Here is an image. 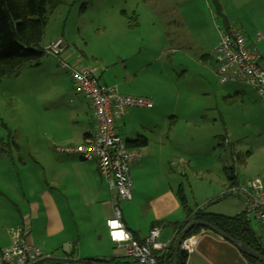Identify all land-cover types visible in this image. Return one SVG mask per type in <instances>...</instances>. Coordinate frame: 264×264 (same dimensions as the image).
I'll return each instance as SVG.
<instances>
[{
  "label": "rangeland",
  "instance_id": "1",
  "mask_svg": "<svg viewBox=\"0 0 264 264\" xmlns=\"http://www.w3.org/2000/svg\"><path fill=\"white\" fill-rule=\"evenodd\" d=\"M226 23L264 58V0H65L50 13L40 45L62 37L64 52L44 53L39 64L24 63L0 78V137L10 134L18 144L0 152V246L6 226L21 220L20 191L29 198L43 185L39 162L55 151L57 122L76 128L72 109L87 108L61 60L81 59L119 92L152 100V109L128 108L115 125L122 138L136 132L148 138L149 175L138 184L145 211L162 191L175 193L182 184L191 208L235 216L242 198L219 192L231 171L236 182H264V99L244 81L221 83L216 76L214 48ZM250 226L258 235L254 220ZM101 235L80 233L74 253L94 258L95 249L108 247L112 254Z\"/></svg>",
  "mask_w": 264,
  "mask_h": 264
},
{
  "label": "crops",
  "instance_id": "2",
  "mask_svg": "<svg viewBox=\"0 0 264 264\" xmlns=\"http://www.w3.org/2000/svg\"><path fill=\"white\" fill-rule=\"evenodd\" d=\"M226 24L230 26L229 23ZM80 61L82 60L80 59ZM80 61L69 65L87 66ZM100 81L106 84L102 80ZM115 86L118 88L117 85ZM85 100L87 102L85 110L76 106L72 109L74 118L77 120L76 128L69 123V129L65 130L61 118L59 122L55 118V122L58 123L57 130L50 137L54 146L79 144L90 139L95 130V122L90 103L86 98ZM153 107L152 104L150 109ZM119 117L121 116L115 118V125L116 119ZM117 133L120 135L119 132ZM123 134L127 135L125 131ZM140 136L146 139V144L144 147L131 146L139 151L140 157L130 165L132 199L119 201L122 221L138 240H143L147 236L153 222L161 221L156 225L161 228L158 241L173 240L176 237L174 223L184 222L187 219V214L178 199V188L175 193L172 190L169 193H166V190L162 191V198L160 197L158 203L145 211L142 200H140L138 184L143 177L149 175L145 169V165L149 164L152 158V154L148 152V138L144 136L143 132H136L130 138L124 139L132 141ZM140 147H143L142 153ZM0 152L2 153V151ZM19 160L23 166L26 165L23 158ZM39 170L43 175V185L32 191L29 198H26L25 193L21 192L22 190L20 191L21 196L18 195V199L24 201L25 209L20 221L16 222L15 220L6 226L7 240L0 246V250L10 244V230L17 225H22L27 228L28 239L46 255L65 258L67 253L71 252V258L82 259L74 253L77 246L75 237H79L80 233L85 231H91L95 233L97 239L102 238L101 234L106 235L113 251L112 254H109L108 247L101 250L95 249L93 255L99 256L94 257L118 256L120 249L110 240L105 223L106 219L112 215L113 194L100 174L97 163L94 160H83L74 154L55 150L41 155ZM226 184L221 188L220 195H226L223 194ZM180 185L182 184H179L178 187ZM242 208L243 203L242 205L240 203L237 214L242 211ZM18 212L21 214L20 211ZM204 212L215 213L207 210ZM145 216H149V218L142 223L141 219ZM191 235L195 236L196 242L191 252L184 251L186 253L185 264H254L234 243L210 229L201 227ZM57 247L62 248V253L53 252ZM104 250L107 254L101 255Z\"/></svg>",
  "mask_w": 264,
  "mask_h": 264
},
{
  "label": "built area",
  "instance_id": "3",
  "mask_svg": "<svg viewBox=\"0 0 264 264\" xmlns=\"http://www.w3.org/2000/svg\"><path fill=\"white\" fill-rule=\"evenodd\" d=\"M219 40L214 48L217 63L216 76L221 83L244 81L255 88L264 99V58L252 46L246 44L245 37L235 27H218ZM65 42L56 37L42 45L43 53L60 55ZM68 68L74 90L86 98L91 106L95 130L89 140L79 144L55 146L58 152L74 154L83 160H94L102 177L113 194L112 215L106 219L110 240L117 245L119 262L114 264H170L159 261V257L169 249L172 239L158 241L161 228L151 227L143 240H138L122 221L120 200L132 199V179L130 165L139 159L140 153L127 145L124 138L116 132L115 118L126 113L131 107H152L149 98L132 96L118 91L115 85L100 81L95 66L69 65ZM223 194L238 195L242 198L240 214L250 226L254 220L258 226V236L264 238V182L259 178L244 182L227 183ZM251 227V226H250ZM11 242L0 250V264H37L52 259L27 237V228L22 225L10 230ZM194 235L185 236L181 241L186 253L194 248ZM264 247V245H263ZM73 263L69 255L65 257ZM75 264V263H74Z\"/></svg>",
  "mask_w": 264,
  "mask_h": 264
},
{
  "label": "trees",
  "instance_id": "4",
  "mask_svg": "<svg viewBox=\"0 0 264 264\" xmlns=\"http://www.w3.org/2000/svg\"><path fill=\"white\" fill-rule=\"evenodd\" d=\"M63 2H65V0H0V78L10 75L24 63L39 64L40 59L44 55L41 50L40 42L43 38L48 15ZM215 4L217 6L216 11L221 13L218 2H215ZM225 27H228V25L226 24ZM126 142L129 147L144 146L146 144V139L140 136L132 141ZM10 145L18 149V144L13 140L10 134L7 135V139L0 137V151L3 152L5 148H9ZM227 179V183L236 182L232 171L228 174ZM182 190L183 187L180 185L177 189V196L183 210L187 214V219L184 222L174 223L176 236L188 222L194 219H200L211 223L231 238L248 245L264 255V247L260 237L243 220L240 213L235 216H225L218 213L204 212L200 206L191 208L187 205L186 196ZM160 222L161 221L153 222L152 227ZM199 228H201L199 225L193 226L186 233V236L196 232ZM175 238L172 240L169 249L159 257V261L171 264L173 258L172 247ZM70 253L67 254L71 256ZM246 257L255 264V259L248 255H246ZM185 260L186 253L179 250L177 254V264H185ZM119 261L120 259L116 256H111L107 258L94 257L74 259L73 263L114 264Z\"/></svg>",
  "mask_w": 264,
  "mask_h": 264
},
{
  "label": "water",
  "instance_id": "5",
  "mask_svg": "<svg viewBox=\"0 0 264 264\" xmlns=\"http://www.w3.org/2000/svg\"><path fill=\"white\" fill-rule=\"evenodd\" d=\"M195 225H199L200 227L210 229L211 231H214L215 233H218L219 235H221L225 239L231 241L232 243H234L239 248V250L242 253H244V254L252 257L253 259H255L256 260L255 264H264V255L263 254L254 250L253 248L249 247L248 245H246L244 243H240L237 240L231 238L230 236H228L224 232L217 229L211 223L204 221V220H200V219H194V220L188 222L184 226V228L180 231V233L176 236L174 243H173V247H172L173 248V258H172L171 264H177L178 251L182 250L181 241L186 236V233ZM37 264H39V263H37ZM41 264H69V263L63 257H60V258L59 257H53L52 259H49L45 262H42Z\"/></svg>",
  "mask_w": 264,
  "mask_h": 264
},
{
  "label": "flooded vegetation",
  "instance_id": "6",
  "mask_svg": "<svg viewBox=\"0 0 264 264\" xmlns=\"http://www.w3.org/2000/svg\"><path fill=\"white\" fill-rule=\"evenodd\" d=\"M47 261V260H46ZM42 262H45V261H42ZM42 262H39V264H41Z\"/></svg>",
  "mask_w": 264,
  "mask_h": 264
},
{
  "label": "clouds",
  "instance_id": "7",
  "mask_svg": "<svg viewBox=\"0 0 264 264\" xmlns=\"http://www.w3.org/2000/svg\"><path fill=\"white\" fill-rule=\"evenodd\" d=\"M69 264H70V262L69 261H67Z\"/></svg>",
  "mask_w": 264,
  "mask_h": 264
}]
</instances>
